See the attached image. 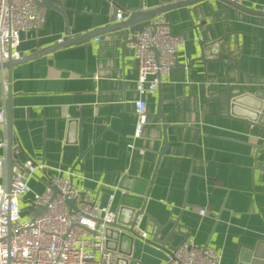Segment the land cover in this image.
Masks as SVG:
<instances>
[{
    "label": "crops",
    "instance_id": "1",
    "mask_svg": "<svg viewBox=\"0 0 264 264\" xmlns=\"http://www.w3.org/2000/svg\"><path fill=\"white\" fill-rule=\"evenodd\" d=\"M174 1L47 0L42 27L20 33V56L109 25L113 8L127 17ZM241 5L248 10L201 0L166 12L171 31L182 42L176 63L144 96L147 120L137 139V66L132 48L124 45L128 28L13 65L10 128L17 150L12 158L42 165L29 179L32 190L41 193L52 176L68 177L91 202L105 205L111 198L115 211L127 200L124 193L141 196L145 212L159 224L177 217L188 228L187 241L213 248L219 264H264V127L229 114L232 98L249 104L264 99V0ZM207 42L212 46L205 47ZM210 52L222 62L209 59ZM202 53L206 60H194ZM1 72L6 84L7 71ZM6 102L0 78L5 109ZM157 109L167 138L158 163L163 130ZM4 135L6 127L0 140ZM78 137L85 151L71 171L79 156ZM31 199L29 193L19 203L27 215L36 208ZM146 221L142 215L140 234ZM149 239L115 242L122 252H116L117 264H165L171 254ZM182 241L181 234L171 232L165 245Z\"/></svg>",
    "mask_w": 264,
    "mask_h": 264
},
{
    "label": "built area",
    "instance_id": "2",
    "mask_svg": "<svg viewBox=\"0 0 264 264\" xmlns=\"http://www.w3.org/2000/svg\"><path fill=\"white\" fill-rule=\"evenodd\" d=\"M40 0H0V64L20 57V33L42 27L45 7ZM242 4L245 0H230ZM261 10L264 12V6ZM115 8V22L125 19ZM62 39H59L61 41ZM97 40V38H95ZM127 43L134 52L137 74L133 138L143 132L147 120L144 96L159 85L160 76L176 63L181 37L171 31L163 13L154 15L142 30L130 34ZM2 84L6 89L2 72ZM6 109L0 105V130L6 127ZM0 264H116L118 254L105 247L104 229L116 220L110 200L105 205L87 200L68 177L52 176L41 193L32 190L29 179L42 165L31 159H13L7 181V139L0 140ZM52 186L58 192L53 194ZM32 194L34 206H45L37 215L22 218L20 200ZM124 193V191H123ZM65 199H73L69 206ZM201 214L206 213L200 209ZM141 235L145 236L144 233ZM165 264H219V255L209 246L179 243Z\"/></svg>",
    "mask_w": 264,
    "mask_h": 264
},
{
    "label": "water",
    "instance_id": "3",
    "mask_svg": "<svg viewBox=\"0 0 264 264\" xmlns=\"http://www.w3.org/2000/svg\"><path fill=\"white\" fill-rule=\"evenodd\" d=\"M47 0H40L38 3L40 5L46 6ZM201 0H177L174 2H169L166 4H162L160 6H157L155 8H151L149 10H136L131 12L125 19L115 22V8H113L111 13V23L107 26L97 28L94 30H90L88 32L82 33L80 35L76 36H65L62 38L61 41L41 48L38 51L31 53L26 56H20L17 59L8 58L6 61L2 62L0 64V75L1 70L6 69L7 71V79H6V93H7V102H6V137H7V181L10 180V173H11V163L13 160V151L17 150V148H13L12 145L14 142L11 140V128H10V98H11V72L13 65L20 63L22 61L28 60L30 58H33L39 54L50 52L52 50H56L71 44H81L84 42H87L90 37L96 36L101 32L117 29V28H128L129 33L133 34L134 32L142 30L146 25L149 24V19L152 18L154 15H157L159 13H163L166 16V12L168 10H171L173 8L184 6V5H191L196 2H199ZM227 4H231L232 6H235L236 8L240 10L247 11L248 8L245 6L235 3L230 0H221ZM128 40L124 41V45L127 44ZM212 42L204 43L205 47L212 46ZM209 59L216 60L219 62H222V59L220 56L215 57V54ZM194 60H206L205 54L202 53L199 58H196ZM193 60V61H194ZM241 98H232L230 100V108H229V114L236 117L239 120L245 121L248 124L255 125L258 127H264L263 119H264V99L259 98L257 100V104H249V103H243L240 101ZM155 115L159 117L162 121V130H163V147L157 152L158 158L157 163L165 149L166 146V124L165 119L162 115H160L158 109L156 110ZM76 143L79 146V156L76 159V161L71 165L70 169L71 171L75 170V165L77 164L78 160L82 156L85 150L81 149V144L79 137L76 140ZM18 149L21 151L20 146ZM53 194L58 192V189L56 186H52ZM140 195V194H139ZM144 196V195H142ZM124 197L127 200H123L122 204L119 205L118 209L116 210V220L115 223L112 225L106 227L104 229V236H105V247L112 251H119L116 246L117 241L123 239V238H129L130 240L134 237H141L146 238V235L150 237L149 241L155 244L156 246L160 247L161 249L165 250L167 253L172 254V251L175 247L172 246H166L165 241L169 234L171 232H177L181 234L184 238V241L188 240V228L182 225L177 217H172L167 222L163 224H159L151 215H149L147 212L144 211L145 208V202L144 198L141 196H129L128 194L124 193ZM66 204L69 206H72L74 204L73 199H65ZM45 209V206H37L34 210V214L37 215L40 212H42ZM144 215L147 218L146 225L144 226V234L145 236L140 234V230L138 228V225L140 223L141 216ZM147 222L151 223V229L147 230ZM168 224H171L169 227V230L166 232L165 236L163 238H159L161 231L166 228ZM116 242V243H115ZM207 246V245H205ZM124 255H129V252H123ZM118 261V257L116 259V264Z\"/></svg>",
    "mask_w": 264,
    "mask_h": 264
},
{
    "label": "rangeland",
    "instance_id": "4",
    "mask_svg": "<svg viewBox=\"0 0 264 264\" xmlns=\"http://www.w3.org/2000/svg\"><path fill=\"white\" fill-rule=\"evenodd\" d=\"M28 213H27V211L26 210H24V211H21V216H22V218H24L26 215H27Z\"/></svg>",
    "mask_w": 264,
    "mask_h": 264
}]
</instances>
